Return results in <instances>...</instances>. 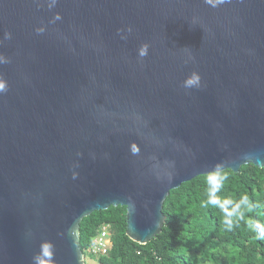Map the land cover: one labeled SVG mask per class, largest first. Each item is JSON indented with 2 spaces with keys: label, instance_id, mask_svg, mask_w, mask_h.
<instances>
[{
  "label": "water",
  "instance_id": "obj_1",
  "mask_svg": "<svg viewBox=\"0 0 264 264\" xmlns=\"http://www.w3.org/2000/svg\"><path fill=\"white\" fill-rule=\"evenodd\" d=\"M0 60V264H85L110 206L146 244L172 189L264 167V0H0Z\"/></svg>",
  "mask_w": 264,
  "mask_h": 264
},
{
  "label": "trees",
  "instance_id": "obj_2",
  "mask_svg": "<svg viewBox=\"0 0 264 264\" xmlns=\"http://www.w3.org/2000/svg\"><path fill=\"white\" fill-rule=\"evenodd\" d=\"M227 179L209 204L211 174L172 189L162 231L146 244L127 234L126 206L96 210L80 223V245L87 253L101 225L111 227L112 245L100 264H264V167L226 169ZM247 197L237 210L235 205ZM227 221H231V224Z\"/></svg>",
  "mask_w": 264,
  "mask_h": 264
},
{
  "label": "clouds",
  "instance_id": "obj_3",
  "mask_svg": "<svg viewBox=\"0 0 264 264\" xmlns=\"http://www.w3.org/2000/svg\"><path fill=\"white\" fill-rule=\"evenodd\" d=\"M52 3H55V0H52ZM51 7V5H50ZM59 15H57V19H59ZM119 31V30H118ZM128 31L131 32L132 29L129 27ZM10 38V36L8 37ZM123 38V37H122ZM148 45L147 44H143L140 46V48L138 49V55L143 58L147 55L148 53ZM0 62H7V61H2L0 60ZM200 86V76L198 73L193 72L191 74V76H189L188 78H186L185 82H184V87L186 88H191V87H199ZM6 89V85L3 81H0V93L4 92ZM75 178V177H74ZM227 179V176L225 174L220 173L218 170L214 169L213 172L209 175L208 180H209V186H210V198L208 200L209 204H213L216 205L218 202V198L213 199L211 192L213 189H216L217 192L219 191L220 187H222L223 185V181ZM247 201V197H242L241 201L235 205V208L238 210L241 206V204L246 203ZM229 223V225L231 224V221H227Z\"/></svg>",
  "mask_w": 264,
  "mask_h": 264
},
{
  "label": "built area",
  "instance_id": "obj_4",
  "mask_svg": "<svg viewBox=\"0 0 264 264\" xmlns=\"http://www.w3.org/2000/svg\"><path fill=\"white\" fill-rule=\"evenodd\" d=\"M98 234L94 237L87 253L93 257H102L108 255L109 249L112 245L111 227L108 223L100 226ZM86 264V254H85Z\"/></svg>",
  "mask_w": 264,
  "mask_h": 264
},
{
  "label": "rangeland",
  "instance_id": "obj_5",
  "mask_svg": "<svg viewBox=\"0 0 264 264\" xmlns=\"http://www.w3.org/2000/svg\"><path fill=\"white\" fill-rule=\"evenodd\" d=\"M86 264H100V260L98 257H93L86 253Z\"/></svg>",
  "mask_w": 264,
  "mask_h": 264
}]
</instances>
